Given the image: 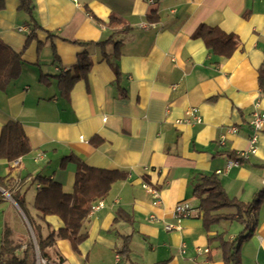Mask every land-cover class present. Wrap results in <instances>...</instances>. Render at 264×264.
<instances>
[{
	"label": "crops",
	"instance_id": "1",
	"mask_svg": "<svg viewBox=\"0 0 264 264\" xmlns=\"http://www.w3.org/2000/svg\"><path fill=\"white\" fill-rule=\"evenodd\" d=\"M4 2L0 40L20 52L31 28L18 0ZM33 5L41 29L22 52L19 76L0 90V130L8 121L19 122L31 149L11 162L0 158V177L36 216L39 184L33 177L52 179L63 193L73 192L76 164L64 160L68 156L125 174L105 184V194L94 200L103 205L84 220L87 237L78 251L69 240L57 239L53 258L60 255L59 264H129L118 250L122 237L130 236L133 264H224L219 240L208 239L221 234L233 241L244 224L221 219L206 230L193 186L202 175L215 174L228 196L243 203L264 189V124L256 152L226 166L228 152L247 148L252 113L264 111V91L257 83L264 61V0H33ZM110 14L130 29L108 28ZM200 25L235 35L232 54L218 55L193 37ZM113 31L104 49L95 44ZM83 52L90 67L70 85ZM189 107L199 109L201 122L177 124ZM231 126L236 133L227 131ZM9 200L0 203V241L6 224L13 239L23 242L16 251L21 256L29 235L25 226L30 231L27 219L10 211ZM182 200L193 206V215L179 228L165 229ZM119 209L132 222H113ZM252 218L240 264H264V199ZM44 219L54 230L64 226L56 215ZM37 222L46 235L44 222Z\"/></svg>",
	"mask_w": 264,
	"mask_h": 264
},
{
	"label": "trees",
	"instance_id": "2",
	"mask_svg": "<svg viewBox=\"0 0 264 264\" xmlns=\"http://www.w3.org/2000/svg\"><path fill=\"white\" fill-rule=\"evenodd\" d=\"M18 9L26 15V23L31 28L30 33L25 40L23 48L20 52L14 51L10 46L0 40V90H4L11 80L16 79L21 71V55L27 47L28 42L35 38L34 31L41 29L33 16V0H18ZM5 7L4 0H0V10ZM99 21L98 18L94 17ZM108 28H114L119 25L122 31L129 30L130 27L124 23V20L114 14L108 16L105 22ZM118 30V29H117ZM113 31L105 40L98 41L95 44L104 49L105 45L112 41ZM203 40L207 49L214 53L228 57L234 50L235 35L227 34L218 27H209L200 25L192 35ZM74 42V41H73ZM76 42V41H75ZM80 43V42H76ZM116 46V43H115ZM53 54H55L54 46ZM42 48L41 42H38L37 53L39 54ZM103 57L107 58V54L102 51ZM118 56V52L115 54ZM113 69L116 77L120 73L113 64ZM90 67L88 54L86 52L78 54L77 68L79 73L70 77V85L82 78ZM257 83L261 91H264V61L258 68ZM31 147L29 140L25 135L22 125L17 121H8L0 130V158H6L8 161H14L19 157L27 154ZM227 156L230 159L238 160L240 163L243 159L237 157L234 153L228 152ZM72 160L76 164L75 180L73 192L65 194L61 190V185L52 179L35 176L33 182H38L33 207L37 210L36 216L30 214L26 207L24 196L19 195L13 187H9L2 177H0V188L6 191L20 208L25 218L27 219L31 231L33 233L38 255L34 247L33 239L28 235L25 241V248L21 256L16 251L21 249L23 242H16L13 239V230L4 225L0 241V262L4 264H36L38 259H45L49 264H59L63 258L58 255L54 259L53 247L57 239L69 240L74 251H78V245L87 237V233L81 230L82 224L90 209L91 203L102 197L105 194V184L113 183L116 180L123 179L124 173L118 171H108L96 169L85 165L80 159L73 156H68L64 160ZM193 195L198 198V208L202 211L203 226L209 230L210 225L217 223L221 219L237 221L244 224V230L233 240L228 241L221 234L213 239L219 240V246L222 250V258L224 264H240V249L242 243L252 233L253 215L259 210V207L264 199V189L257 192L253 199L248 203H243L235 198L229 197L221 186L220 180L215 174L202 175L198 183L193 186ZM5 200V196L0 191V203ZM222 208H233L234 213L224 214L218 213ZM46 215H56L62 221L64 226L54 230L49 223L45 221ZM44 222L46 235L42 233V226L39 222ZM132 222L131 218L126 216L122 210H117L113 222L118 221ZM130 236L122 237V244L118 250L121 258L133 264L130 261ZM157 262L155 264H163ZM43 264V263H39Z\"/></svg>",
	"mask_w": 264,
	"mask_h": 264
},
{
	"label": "built area",
	"instance_id": "3",
	"mask_svg": "<svg viewBox=\"0 0 264 264\" xmlns=\"http://www.w3.org/2000/svg\"><path fill=\"white\" fill-rule=\"evenodd\" d=\"M143 26H147L146 24H143ZM177 124L179 123H200L201 122V115L199 113V109L197 107H189L185 110V114L182 118H178L175 121ZM249 124L251 126L252 132L247 140V148L241 151H236L235 155L239 157L240 159H246L250 154H253L256 152L257 149V142H258V133L262 129L264 124V111H255L252 113ZM227 131H230L232 133L237 132V128L235 126H231L227 128ZM219 144L224 143V138L220 137L218 140ZM240 162L238 160L230 159L227 163V168L231 167L232 165H238ZM219 172V171H218ZM146 189H148L153 196L158 199L159 194L156 189H152L149 186H144ZM103 203L101 200L99 201H93L90 205V209L88 212V215L92 214L93 211L96 209H99L102 207ZM194 208L187 200H182L178 202L174 207L173 217H174V223H165L164 227L167 230L177 229L181 225V221L184 218H187L194 213ZM39 262L43 264H49V262L45 259H40Z\"/></svg>",
	"mask_w": 264,
	"mask_h": 264
},
{
	"label": "water",
	"instance_id": "4",
	"mask_svg": "<svg viewBox=\"0 0 264 264\" xmlns=\"http://www.w3.org/2000/svg\"><path fill=\"white\" fill-rule=\"evenodd\" d=\"M0 190L14 203V205L16 206V208L18 209V211L21 213V215L24 217V219H25V216H24V214L22 213V211L19 209V207L16 205V203L14 202V200L10 197V195L9 194H7L6 193V191H4L3 189H1L0 188ZM26 220V219H25ZM26 223H27V226L29 227V231H30V233H31V237H32V239H33V243H34V247H35V250H36V254L38 255V248H37V245H36V242H35V239H34V236H33V233H32V231H31V228H30V226H29V224H28V222H27V220H26ZM40 262H39V259H38V257H37V261H36V264H39Z\"/></svg>",
	"mask_w": 264,
	"mask_h": 264
},
{
	"label": "rangeland",
	"instance_id": "5",
	"mask_svg": "<svg viewBox=\"0 0 264 264\" xmlns=\"http://www.w3.org/2000/svg\"><path fill=\"white\" fill-rule=\"evenodd\" d=\"M7 193V192H6ZM8 194V193H7ZM6 197V199L7 200H9L8 198H7V196H5ZM9 206H10V211L12 212V211H14L15 213H17V214H19L20 215V213H19V211L15 208V206L13 205V203L9 200ZM25 230H26V232L25 233H27V234H29V235H31L29 232H27V228H26V226H25Z\"/></svg>",
	"mask_w": 264,
	"mask_h": 264
}]
</instances>
